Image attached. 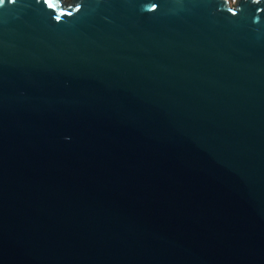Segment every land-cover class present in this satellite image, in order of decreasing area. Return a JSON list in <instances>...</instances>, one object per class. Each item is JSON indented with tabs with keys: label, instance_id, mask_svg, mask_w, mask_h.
Returning <instances> with one entry per match:
<instances>
[{
	"label": "water",
	"instance_id": "obj_1",
	"mask_svg": "<svg viewBox=\"0 0 264 264\" xmlns=\"http://www.w3.org/2000/svg\"><path fill=\"white\" fill-rule=\"evenodd\" d=\"M0 264H264V0H5Z\"/></svg>",
	"mask_w": 264,
	"mask_h": 264
},
{
	"label": "snow or ice",
	"instance_id": "obj_2",
	"mask_svg": "<svg viewBox=\"0 0 264 264\" xmlns=\"http://www.w3.org/2000/svg\"><path fill=\"white\" fill-rule=\"evenodd\" d=\"M5 0H0V5H3Z\"/></svg>",
	"mask_w": 264,
	"mask_h": 264
},
{
	"label": "rangeland",
	"instance_id": "obj_3",
	"mask_svg": "<svg viewBox=\"0 0 264 264\" xmlns=\"http://www.w3.org/2000/svg\"><path fill=\"white\" fill-rule=\"evenodd\" d=\"M231 4H234L236 0H229Z\"/></svg>",
	"mask_w": 264,
	"mask_h": 264
}]
</instances>
